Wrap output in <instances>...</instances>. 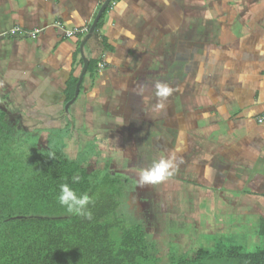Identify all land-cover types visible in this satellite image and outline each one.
<instances>
[{"label":"crops","instance_id":"obj_1","mask_svg":"<svg viewBox=\"0 0 264 264\" xmlns=\"http://www.w3.org/2000/svg\"><path fill=\"white\" fill-rule=\"evenodd\" d=\"M116 2L81 47L87 33L65 31L90 29L101 0H0L4 122L42 144L59 136L68 156L126 175V203H147L152 189L138 185V172L174 157L159 197L175 191L190 207L216 200L228 214L213 225L219 234L231 239L243 224L228 222L238 217L253 222L247 247L264 241V0ZM84 59L93 70L75 98ZM157 82L174 89L163 110ZM207 220L191 227L196 239L212 227Z\"/></svg>","mask_w":264,"mask_h":264},{"label":"trees","instance_id":"obj_2","mask_svg":"<svg viewBox=\"0 0 264 264\" xmlns=\"http://www.w3.org/2000/svg\"><path fill=\"white\" fill-rule=\"evenodd\" d=\"M112 7L103 11L96 31ZM76 81L70 85L73 91ZM4 119L0 113V264H160L142 223L119 215L131 191L129 177L105 166L90 167L86 156H68L59 136H48L42 144ZM76 175L81 177L78 184L72 180ZM65 182L94 196L91 220L68 214L58 203L59 186ZM17 216L24 218L9 219ZM259 235L264 236V220ZM215 260L264 264V247L248 251L231 244L217 252L200 248L192 256L173 257L171 264Z\"/></svg>","mask_w":264,"mask_h":264},{"label":"rangeland","instance_id":"obj_3","mask_svg":"<svg viewBox=\"0 0 264 264\" xmlns=\"http://www.w3.org/2000/svg\"><path fill=\"white\" fill-rule=\"evenodd\" d=\"M150 188L152 189V194L149 195L150 197H147V203L141 204L138 198H134L132 201L129 200V203L123 200L119 208V215L127 218L130 223L139 221L143 224L147 231L148 239L155 246L156 255L160 258V264H171L173 257H180L183 254L192 256L199 248L206 249L210 252H217L227 249L231 244L244 246L245 249L249 251L257 247H264V241H255L254 245L251 247L245 245V237L253 232L248 226L253 222H239L240 218L238 217L235 218V221L231 220L228 222L230 225H233V223H236V225L243 224L241 228H237V233L231 239H227L219 234L213 225L217 227V223H220L221 219H227L228 214L222 210V207L216 203V200L214 201L215 204L212 205L210 201L202 199L199 200V206L192 205L190 207L189 204L184 205V202L179 203L180 200L178 199L180 196L179 194L176 195L175 191H172L170 194L171 197H173V200H171L168 194L166 196L165 193H162L159 197V191L161 190L158 189V184L150 185ZM132 193L133 190L129 192V194ZM209 204L211 206H208ZM193 208L196 209L195 212ZM137 211L138 214L134 215V212ZM182 212H184V218L180 220L179 217L182 215ZM231 215L239 214L235 213ZM170 216H173L174 219H171ZM195 217L197 220H195ZM202 218H208L209 221L207 220V224L209 225L211 222L210 224H212V227L209 226L210 228H207V233L203 232L201 234L200 232V234L203 235L202 238L196 239L195 234L197 231L199 232V227L193 229V231L190 230L193 225H203L201 221ZM244 224L247 225V228H244ZM213 262H215L214 264H221L220 260H215ZM203 264H210V262L204 261Z\"/></svg>","mask_w":264,"mask_h":264},{"label":"clouds","instance_id":"obj_4","mask_svg":"<svg viewBox=\"0 0 264 264\" xmlns=\"http://www.w3.org/2000/svg\"><path fill=\"white\" fill-rule=\"evenodd\" d=\"M155 95L157 97L156 108L163 110L166 105L164 103L170 97L174 89L166 82H157L155 84ZM123 124V122H121ZM177 167L174 157L160 158L153 161L148 167L138 172V185H156L168 180L175 172ZM73 183H79L81 177L73 176ZM58 203L63 206L68 214L78 215L86 219H92V211L90 204L94 203V196L87 191L81 192L72 184L67 182L59 186L57 196Z\"/></svg>","mask_w":264,"mask_h":264},{"label":"water","instance_id":"obj_5","mask_svg":"<svg viewBox=\"0 0 264 264\" xmlns=\"http://www.w3.org/2000/svg\"><path fill=\"white\" fill-rule=\"evenodd\" d=\"M109 2H110V0H106V1L103 3V5L100 7V9L98 10V12H97V14H96V16H95V18H94V20H93V23H92L91 26H90V29H89L88 33H87V34L85 35V37L83 38V41H82V43H81V47H83L84 42H85L88 38H90V37L92 36V34L94 33V31H95V29H96V25H97V23H98V21H99L101 15H102L103 11H104V10L106 9V7L109 5ZM87 66H88V61L84 59L83 68H82V71H81V73H80V76H79L78 82H77V84H76L75 98H76L77 95H78V92H79V86H80V83H81V81H82V79H83L84 73H85V71H86V69H87ZM75 98H74V99H75ZM74 99H73V100H74ZM21 218H24V217H23V216H17V217H13V218H9V219H21ZM9 219H8V220H9ZM6 221H7V220H6Z\"/></svg>","mask_w":264,"mask_h":264},{"label":"built area","instance_id":"obj_6","mask_svg":"<svg viewBox=\"0 0 264 264\" xmlns=\"http://www.w3.org/2000/svg\"><path fill=\"white\" fill-rule=\"evenodd\" d=\"M105 1H106V0H101V5H100V7L103 5V3H104ZM115 4H116L115 1L110 0L108 6H110V5L115 6ZM88 31H89V27H88V25H87V26H85V27H83V28H81V29H74V30H70V31H69V30H66L65 33H66L67 35H71V34H77V33H88ZM9 32H12V33L24 32V33H27V34L31 33V32H28V31H26V30L19 29V28L11 29ZM34 33H35V32H34ZM102 68H104V63L100 61V62H98V69L101 70ZM258 121H259V122H264V111H263L262 114L258 117Z\"/></svg>","mask_w":264,"mask_h":264}]
</instances>
